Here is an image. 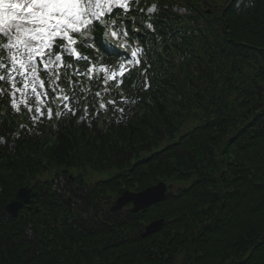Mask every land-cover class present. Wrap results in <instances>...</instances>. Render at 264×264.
<instances>
[{
    "label": "trees",
    "instance_id": "obj_1",
    "mask_svg": "<svg viewBox=\"0 0 264 264\" xmlns=\"http://www.w3.org/2000/svg\"><path fill=\"white\" fill-rule=\"evenodd\" d=\"M112 19L138 63L91 46L77 47V63L57 48L73 67L64 79L57 66L46 91L72 111L55 123L32 133L0 97V264H264V0H138ZM161 181L178 186L165 202L109 213L123 191ZM26 185L36 197L13 217ZM94 214L108 222L94 226ZM160 218L161 233L137 236Z\"/></svg>",
    "mask_w": 264,
    "mask_h": 264
},
{
    "label": "snow or ice",
    "instance_id": "obj_2",
    "mask_svg": "<svg viewBox=\"0 0 264 264\" xmlns=\"http://www.w3.org/2000/svg\"><path fill=\"white\" fill-rule=\"evenodd\" d=\"M138 0H0V83L8 88H0V97L9 96L11 108L20 111L21 106L29 112H41L44 93L38 91L47 87L49 81L58 80L61 74L56 65L62 56L57 48L71 56L83 59L77 52L78 46H91L105 56L124 54L130 64L138 63L139 49L130 51L129 33L123 26L117 28L118 20L112 19L115 8L128 9L130 3ZM149 9V11H153ZM149 28L151 24L147 25ZM103 27L104 33L96 37L93 33ZM118 38L117 44L111 39ZM109 48H116L115 53ZM125 60L120 61L123 69ZM99 64V61L97 62ZM41 66L43 71L41 70ZM63 78L73 65L64 64ZM91 71V69H89ZM107 81L108 77H104ZM60 100L70 99L69 93L61 89ZM55 93H48L54 95ZM75 95V91L71 92ZM97 96L100 93L96 94ZM134 101L124 100V103ZM107 104L115 106L116 101L100 103L99 108L107 110ZM72 111L67 105L55 110L46 107L49 117L61 116ZM114 111L124 113V108Z\"/></svg>",
    "mask_w": 264,
    "mask_h": 264
},
{
    "label": "water",
    "instance_id": "obj_3",
    "mask_svg": "<svg viewBox=\"0 0 264 264\" xmlns=\"http://www.w3.org/2000/svg\"><path fill=\"white\" fill-rule=\"evenodd\" d=\"M167 191L168 187L164 183H160L156 186H153L141 193H132L127 191L118 200L117 205L113 209L118 210L126 204L133 202L135 205V209L133 210V212L138 213L156 202H161L165 200L167 196ZM17 199V201L13 202L8 206L9 212L14 216H17L18 211L21 207L30 202V189L28 187L21 189L18 192ZM164 224L165 221L163 219L151 223L149 226L146 227L145 233L142 234V237H148L150 235L160 232Z\"/></svg>",
    "mask_w": 264,
    "mask_h": 264
},
{
    "label": "rangeland",
    "instance_id": "obj_4",
    "mask_svg": "<svg viewBox=\"0 0 264 264\" xmlns=\"http://www.w3.org/2000/svg\"><path fill=\"white\" fill-rule=\"evenodd\" d=\"M38 91H40V89H38ZM41 92V91H40ZM41 113H43V110H41V112H40V114ZM41 117V116H40ZM40 117H34L35 119L34 120H38ZM177 188H178V186H173V187H171V192H174V191H177ZM178 264H180V263H178Z\"/></svg>",
    "mask_w": 264,
    "mask_h": 264
}]
</instances>
